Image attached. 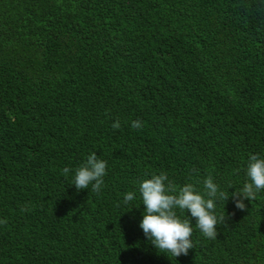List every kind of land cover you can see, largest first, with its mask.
<instances>
[{"label":"trees","instance_id":"16d2710c","mask_svg":"<svg viewBox=\"0 0 264 264\" xmlns=\"http://www.w3.org/2000/svg\"><path fill=\"white\" fill-rule=\"evenodd\" d=\"M92 152L100 194L62 171ZM251 154L264 158V0H0V264H264V191L244 210L218 200L214 240L177 210L187 255L139 226L138 182L163 171L203 191L211 175L232 193Z\"/></svg>","mask_w":264,"mask_h":264},{"label":"clouds","instance_id":"9594fccd","mask_svg":"<svg viewBox=\"0 0 264 264\" xmlns=\"http://www.w3.org/2000/svg\"><path fill=\"white\" fill-rule=\"evenodd\" d=\"M142 121L134 120L131 127L142 128ZM121 127L119 119L113 124V129ZM107 161L98 157L96 152L89 154L86 159L75 169L63 168L65 177L70 171L74 172L72 185L79 190H89L96 194L101 193L104 186V177L107 175ZM247 182L242 188L229 193L223 191L214 182L211 175L203 180V191L193 183H187L177 188L169 180L167 173L161 171L159 174L152 173L151 178L138 182V191L144 206L143 219L140 228L151 244L159 251L171 253L175 257L187 255L193 248L191 240L193 234L192 221L195 219V226L204 237L216 239L217 225L226 221V216L216 215V202L233 199L235 207L244 210L245 199L254 200L257 193L264 191V158L258 154H251L246 166ZM231 188V187H230ZM136 199L134 191L123 194V203L127 205ZM28 211V208H22ZM177 210L190 213V217L182 219L177 215ZM7 220H0V224H6Z\"/></svg>","mask_w":264,"mask_h":264}]
</instances>
